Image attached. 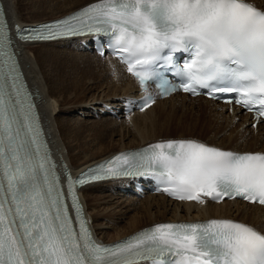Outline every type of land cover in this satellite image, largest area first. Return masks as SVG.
<instances>
[{
  "label": "snow or ice",
  "instance_id": "obj_1",
  "mask_svg": "<svg viewBox=\"0 0 264 264\" xmlns=\"http://www.w3.org/2000/svg\"><path fill=\"white\" fill-rule=\"evenodd\" d=\"M16 27L21 40L102 35L145 90L155 82L163 95L229 94L227 103L264 120V8L251 0H98L41 28ZM12 48L0 7V264H264V231L231 219L160 223L112 246L97 243L77 185L153 177L179 200L240 197L264 206V152L170 140L120 154L76 179L68 172L65 189ZM176 53L188 54L182 65ZM154 102L149 95L143 107Z\"/></svg>",
  "mask_w": 264,
  "mask_h": 264
},
{
  "label": "bare ground",
  "instance_id": "obj_2",
  "mask_svg": "<svg viewBox=\"0 0 264 264\" xmlns=\"http://www.w3.org/2000/svg\"><path fill=\"white\" fill-rule=\"evenodd\" d=\"M28 1L30 0H4L5 7L12 22L17 21L23 25L44 22L60 17L94 0H65V3L70 4H63V8H58L56 13L54 11V15L40 17L32 21H26L21 15L20 10L23 8V2L24 4L26 2L29 4ZM38 1L40 2L45 0ZM251 1L256 3L258 6H264V0ZM34 17L36 16H32V18ZM79 40L81 39L41 42L39 44L25 42L20 44V50L22 48L21 61L23 63L29 83L32 86L33 91L39 97L42 116L45 120L55 154L59 158H63V155H66L68 162L74 168H77V171L81 170L87 165L105 158V156H109L124 149L139 147L154 141L166 139L195 138L190 135H184L185 132H187L185 130V126L184 130L181 131V136H172L171 133L177 132L174 131V129H176L174 128V125L177 122L182 125H187L190 122L191 124L187 129H189L191 132H202L203 134L205 133L207 136L212 137V139L217 143H212L211 145L223 147L228 142L235 151L264 152V125H259L257 128H255L250 124V130L253 133H256L257 137L254 138L255 140H252V142H249V146L247 147L239 145V140H241L245 134V129L242 125L250 122L249 114L240 113L236 108L229 109L228 106L217 104L216 102L204 97L191 98L186 94H175L167 99L157 101L143 113H135L133 116H131V118L129 116V120L131 119L132 128L130 127L128 132L127 130L126 132H123V129H120L119 127L120 133H118V135H120L117 141L114 140L111 145H108V149L104 148L105 150L103 149V153L98 154L97 152L95 154L94 152V154L92 153L93 155L91 156L89 154V157L85 159L86 162L82 161L78 156L80 153H70V151L67 149L69 147L68 143H66L65 140L68 139V136L70 135L69 134L67 136V132L71 134H79L81 131L79 133L76 132L73 123L71 124L70 121H65L64 119L58 120V116H56V114L59 113L61 109L59 107L65 102L63 103L60 95L57 94L59 97L53 96L51 92H53L54 89L55 92H57L56 90L61 89L59 92L68 94L67 97L69 96V99H71L70 95L78 94L77 96H79V93L81 95V93L84 92L83 86L85 85L84 83L86 79H88L92 81V85H88L86 89L89 87L100 89L105 87L108 89L110 95L111 93L115 95L116 93H120L118 94L119 96H128L131 94L136 95L135 91L138 85L136 80L126 72L125 67L117 60L110 57L102 58L98 55H91L89 54L90 52L86 54L82 53L83 55L79 54V52H75L78 46L76 43L79 42ZM43 45H69L72 48L67 46L69 47L67 50H57L51 48L48 50H44L42 48H40L41 50L38 49L36 51L31 50V47H42ZM83 51H80V53ZM88 108H90L92 111L97 109L103 110V106H90ZM227 112L231 114H227ZM82 113H84L86 116H89L88 114L90 113V110L88 112L86 111ZM207 113L212 114L210 118L214 119L211 121L215 122L216 126L214 128H212L211 123H209ZM203 122H208L207 127L204 128L206 125H204ZM113 123L114 122L108 124L113 125ZM226 124H232L233 130L226 134L225 128L223 135L224 137H218L217 135H219L224 130L222 127H224ZM115 125L113 126L114 128L117 127ZM171 125H173V127ZM114 128L112 130H114ZM129 137L131 140L126 141ZM204 143L208 144L207 142ZM254 143L260 145L258 147H254ZM66 150H68V153ZM105 183L107 185H112L113 188L121 182H100L87 185L81 189L82 198L85 202L90 221L97 236L103 242L118 240L140 230L143 227L161 221L197 220L212 217H228L239 219L264 231V206L248 204L240 200L224 201L223 203L205 201L203 204L193 201L180 202L169 200L163 195H147L146 199L142 200L139 214L134 217L131 216L133 219L132 221L130 220L131 222L126 226H120L119 224L113 222L107 223L105 222L106 218L109 217L113 211L109 209V212H105L106 208H103L104 211L101 210V204L107 202L106 196L103 194H96L92 196L90 194V191L100 188V186H103ZM133 198L137 200V198ZM246 209L252 210L247 211ZM92 210L94 211L92 212Z\"/></svg>",
  "mask_w": 264,
  "mask_h": 264
},
{
  "label": "rangeland",
  "instance_id": "obj_3",
  "mask_svg": "<svg viewBox=\"0 0 264 264\" xmlns=\"http://www.w3.org/2000/svg\"><path fill=\"white\" fill-rule=\"evenodd\" d=\"M28 2H29V4H27V2L24 4V2H23V5H22L23 8H21V10H20L21 15L23 16V18L26 21H32V20H35V19L40 18V17H47L50 15H54L57 12L56 10H58V8L64 6L65 4L66 5L70 4V3H65V0H45V1H40V2L38 0H30ZM260 7L264 8V6H260ZM54 11H55V13H54ZM32 16H36V17L32 18ZM79 43L80 42H77L76 45H78L77 49H80V50L76 49V51L75 50L74 51L79 52V54L89 53V52L83 51L81 49ZM67 46H69V45H60V46L59 45H57V46L43 45L42 47H31V50L36 51L40 48H42L44 50H48L50 48L51 49H57V50H62V49L67 50L69 47H71V46H69V47H67ZM21 51H22V48H21ZM80 51H83V52L80 53ZM89 54L96 55L94 53H89ZM88 81L91 83H89ZM84 84H85L83 86L84 92L81 93V95L79 93V96H77L78 94L77 95L73 94L74 96L70 95L71 99L73 98L72 100L69 99L70 98L69 96L67 97L68 94H65L63 92H59V90H61V89L56 90L58 92L57 93V92H55V89L53 88L54 90H53V92H51V94H53V96H57V97H59L58 95H60V97L63 100V103L65 102L64 104H62V106L59 105L60 106L59 108H61V109H60V111L58 110L59 113L56 114V116H58L57 117L58 120L64 119L65 121H70L71 124L73 123V126L75 127L76 132L79 133L81 131L79 133L80 136H79V134H75V133L71 134V133L67 132L68 133L67 136L70 134L68 136V139H65L66 143H68V146H69L67 149L70 151L71 154L80 153V155L78 154L79 158L82 161L86 162L85 159L87 157H89V154H90V156L93 155L94 152H95V154L97 152H98V154H101V153H103L102 151L105 150L104 148L108 149V147H109L108 145H111L114 140L117 141V139L119 138V135H120V134L118 135V133H120L119 127H120V129H123V132H126V130L128 132V129H130V127L132 125H131V119L129 120V118H124V117L112 118L110 116H105V115L97 116L94 114V112L98 111L99 109H97L96 111L95 110L92 111L90 108H88L90 106L102 107L103 106L102 103H111V102L117 101L118 97H122V95H120V96L118 95L120 93H116V95H118V96L111 93V95H112L111 96L109 94L108 89H106L105 87H102L101 89L95 88V87L94 88L89 87L86 89V87L88 85H90V86L92 85V81H90L88 79H86ZM59 104H60V101H59ZM89 110H90V113L88 114L89 116H86V115H84V113H82V112H86V111L88 112ZM227 114H231V113L227 112ZM211 115L212 114L207 113L209 123H211L212 128H214L216 125H215V122H211L214 120L213 118H210ZM131 116H133V114ZM131 116H130V118H131ZM111 122H114L113 125L108 124ZM115 124H117V125H115ZM190 124L191 123L189 122V124H187V125H182L179 122H177L174 125V128H176V129H174V131H177V132L176 133L173 132V133H171V135L172 136H181V134H182L181 131L184 130V126H185V130L187 132H185L184 135H190L192 137H195L194 139H198V140H201L203 142H207L210 145L212 143H215V144L217 143L212 139V137L207 136L205 133L203 134L202 132H195V131L191 132L189 129H187V128H189ZM203 124L206 125V126H204V128H205V127H207L208 122H203ZM114 125L117 127L114 128L113 127ZM104 126H105V128H104ZM171 126L173 127V125H171ZM232 126H233L232 124H226L224 127H222V129H224V130L217 136L218 137L219 136L224 137L223 135H224L225 128H226V134H228V132L233 130ZM242 126L245 129V134L243 135V138L241 140H239V145L247 147V146H249V142H252V140H255L254 138H256L257 136H256V133H253L250 130V128H251L250 124H248V125L244 124ZM113 128H114V130H112ZM115 132H116V135H115ZM188 132H190V133H188ZM237 132H240V131H237ZM235 134H236V132H235ZM75 136H78V137H75ZM131 139H132V136H131ZM131 139L129 137L126 141H130ZM259 145L260 144L257 145L256 143H254V147H258ZM78 147H79V149H78ZM80 147H82V148H80ZM223 147L233 149L231 144H229L228 142ZM68 150H66L67 153H68ZM63 156L66 158V155H63ZM105 157H107V156H105ZM119 186H120V184H119ZM119 186L116 185L112 188V185H107L105 183V184H103V186H100V188L94 189L93 191H90V194L92 196L96 195V194H103L106 196L107 202L101 204V208H102L101 210L104 211L103 208H106L105 212H109L111 210V211H113V213L111 212L112 214L106 218L105 222H107V223L113 222V223L119 224L120 226H126L127 224H129L132 221L134 216H137L139 214L140 205L142 204V200H145L146 197L141 199V200H139V199L135 200L133 198L134 196H132V194L123 193L122 190H120ZM129 205H131V206H129ZM246 210L251 211L252 209H246ZM93 211L94 210H92V212ZM135 213H137V214H135ZM131 216H133V217L131 218Z\"/></svg>",
  "mask_w": 264,
  "mask_h": 264
}]
</instances>
